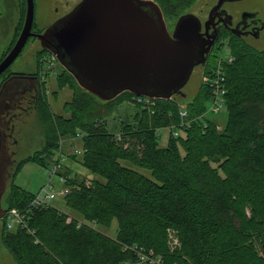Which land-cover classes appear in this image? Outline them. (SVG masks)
Instances as JSON below:
<instances>
[{
  "label": "trees",
  "instance_id": "1",
  "mask_svg": "<svg viewBox=\"0 0 264 264\" xmlns=\"http://www.w3.org/2000/svg\"><path fill=\"white\" fill-rule=\"evenodd\" d=\"M154 1L171 21L189 0ZM24 12L25 1L21 20ZM232 40L233 60L222 65L227 120L220 128L201 117L209 99L204 82L185 109L176 97L133 100L135 109L112 125L108 119L132 93L101 100L62 67L74 93L56 114L42 83L34 109L44 142L26 159L52 163L60 141L76 139L79 150L66 156L102 179L70 176L62 150L67 210L33 207L27 220L34 234L2 222L3 243L17 264H134L150 251V264H264V51ZM222 46L214 45L205 74ZM166 127L163 146L159 129ZM133 167L149 169L152 178ZM33 195L11 182L4 211L27 208ZM114 219L109 236L100 228Z\"/></svg>",
  "mask_w": 264,
  "mask_h": 264
},
{
  "label": "water",
  "instance_id": "2",
  "mask_svg": "<svg viewBox=\"0 0 264 264\" xmlns=\"http://www.w3.org/2000/svg\"><path fill=\"white\" fill-rule=\"evenodd\" d=\"M224 1L241 0H218L215 7ZM25 3L21 32L0 62V72L33 34L34 0ZM200 30L198 17L187 12L176 18L169 31L154 0H80L46 30L52 44L45 47L81 88L101 100L124 91L170 99L183 94L195 66L205 65L206 55L199 60L197 49L203 36ZM214 40L215 35L209 48Z\"/></svg>",
  "mask_w": 264,
  "mask_h": 264
},
{
  "label": "rangeland",
  "instance_id": "3",
  "mask_svg": "<svg viewBox=\"0 0 264 264\" xmlns=\"http://www.w3.org/2000/svg\"><path fill=\"white\" fill-rule=\"evenodd\" d=\"M23 1L25 0H0V26L2 27L0 29V32L6 33L4 42L7 40L8 37H10L9 34L7 33L12 34L13 32V27L16 25L18 21L20 15V6L22 5ZM203 2H204L203 0H194V1L189 0L186 3H182L181 5L182 7L180 8L181 13H183L187 9H190V7L193 6H198V5L204 6L202 4ZM55 5L56 3L54 0H34L33 23H35L38 26H43L47 24L51 19V16L53 14V8ZM225 7L230 11H234L235 9L238 10L258 9L260 14L264 16V0H241V1L228 2L225 4ZM176 18L171 21L170 20L166 21L169 31L172 30ZM232 39L234 38L223 36L219 40V42L223 44V46L220 48V50H218V57L216 58L213 65L210 67V69L212 68L211 70L213 71L216 70L215 67L220 59L227 61V56L234 57L231 52V46H230V42L233 41ZM30 43L31 40L26 44L25 48ZM21 56L14 62L13 64L14 68L30 69L33 72H44V74L45 72H49L44 86V92L47 94V101L49 102L50 107L54 113L56 114L63 113L62 106L66 101L70 100V98L74 93V90L72 89V87H69V84L66 83L67 79L65 77V74H61L63 72L61 70L62 66L58 63L55 57L52 56L50 52L44 56V60H45L44 64L40 67L39 66L37 67L36 62L31 57L32 55H30L28 61L25 60V56H26L25 52ZM60 74L63 77L60 78L59 77ZM202 74H205L204 67L202 65L195 66L187 83L182 88L183 94L176 96V98L180 101L182 105L181 106L182 109H185L184 107L185 104L193 99L196 92L198 91L200 84L204 82L202 78ZM60 79H63V83H64L63 86H58V84H60L59 81H61ZM41 85H42V80H41ZM41 93H43L42 87H41ZM133 100L136 99L133 97L130 100V102H123L122 104H120L117 108L118 110L116 109L117 111H115L114 115L110 117L107 122L110 125H112L116 120H118L119 117L126 115L130 111L132 112L135 109L132 103ZM206 105L207 106L205 112H203L201 117L208 118V120L215 123L218 128L223 127L227 120L226 108L223 106L221 110H217L216 112H212L208 110L210 105L209 99ZM36 114L38 116V113L32 107V109L27 111L26 114H23L22 116L23 122L21 126H18L16 122H13L15 123V127L13 130V138L8 140L4 148V151L2 153L3 179L1 181L2 186L0 187L1 209L6 208L7 206L6 194L9 190V186L11 182L25 191L36 193L39 191L41 186L48 181L49 178L48 169L54 161L51 163L49 160L45 165H41L40 163H37L33 160L26 159V158H30L29 156H32L37 150H39L44 142V136L36 119L37 118ZM183 123L184 122H182V124ZM159 134H160L159 143L160 145L164 146L168 139L169 128L166 127L159 129ZM65 142L66 141L61 140L58 150L55 151L57 153L58 151L61 152L62 150H64L63 155L65 157V160L63 165H65V167L68 170H70L69 175L72 177H76L77 179H85V180L92 179L93 177H99L89 172L77 160H72L67 157L69 154H72L75 151L79 150L80 148L79 142L76 141V139L69 140L68 141L69 143L66 142V145ZM21 162L22 164L19 166L18 169H16ZM62 167L59 170V173H61V170L63 169ZM133 168L142 172L147 177L152 178L149 169L139 168V167H133ZM57 178L59 177L54 176V179L52 180L54 191H57L62 187V184L58 181ZM99 178L102 179L101 177ZM52 204H54L60 209L67 210L64 206L62 197H57L53 199ZM4 220L5 217L4 218L0 217V264H17L2 240L1 227H2V222ZM116 228H117V223L116 220L114 219L112 221L110 228L108 229L100 228V229L109 236H114L116 233ZM174 245H176V243Z\"/></svg>",
  "mask_w": 264,
  "mask_h": 264
},
{
  "label": "flooded vegetation",
  "instance_id": "4",
  "mask_svg": "<svg viewBox=\"0 0 264 264\" xmlns=\"http://www.w3.org/2000/svg\"><path fill=\"white\" fill-rule=\"evenodd\" d=\"M54 1L56 5L53 8L50 21L43 26L32 23L31 32L33 34L28 37L17 57L0 72V187L2 186L1 181L3 179L2 153L8 140L13 138V130L15 127V123L13 122L21 126L23 114H26L32 107L34 108V102L37 96H42L41 80L42 83L45 82L49 74V72H45V74L44 72H33L30 69H17L13 67V64L25 52L26 61L32 55L31 57L36 62L37 67L42 66L45 61L44 56L49 53V50L45 46L52 44L50 42L52 37L49 31L46 32V30L64 14L68 13L80 0ZM203 1L202 4L204 6H193L183 12H191L200 20V32L203 33V36L201 35L202 40L200 45L197 46L200 55L199 60H201L202 54L206 55V64L213 53L214 45L223 36L235 38L254 49L264 51V16L260 14L258 9H235L234 11H230L225 7V4L230 1H224L219 7H215L218 0ZM21 9L22 5L20 6V13ZM24 16L25 12L21 20V15H19L18 21L13 27L12 34L7 33L10 37L5 42L6 33L0 32V62L14 46L21 32ZM208 19L206 28L205 21ZM43 35H46V37L42 38ZM207 35L209 36L207 37ZM214 35L215 40L209 48V44ZM30 40L31 43L25 48ZM208 48L209 50L206 53L205 51Z\"/></svg>",
  "mask_w": 264,
  "mask_h": 264
},
{
  "label": "built area",
  "instance_id": "5",
  "mask_svg": "<svg viewBox=\"0 0 264 264\" xmlns=\"http://www.w3.org/2000/svg\"><path fill=\"white\" fill-rule=\"evenodd\" d=\"M53 56V55H52ZM233 60L232 56H227V61L220 59L218 64L216 65V70L213 71L209 69L208 74H203V81L209 89V101L210 105L208 110L212 112H216L217 110H221V108L225 104V94L226 88L224 84V72L222 69V65L224 63H229ZM138 102L144 101L148 102L150 99L142 96L134 97ZM182 115H185V111L181 112ZM172 135L178 136L179 131L176 128L172 129ZM64 157H62V152L58 151L55 155V160L52 165L48 169V181L41 186L38 192L34 193L29 206L25 209H18L15 207L10 208L5 213V221L6 225L9 229H12L16 225L21 226L22 228H26L28 232L34 234V231L29 227L27 218L29 217V213L31 212L33 207L37 206H48L53 199L57 197H64L69 192V186L66 184L68 176L64 173H59V170L62 167V161ZM54 176L59 178L58 181L62 184V187L54 191L52 180ZM177 243L175 238L171 239L172 246ZM141 259H144L143 255L140 256ZM158 262V259L156 260Z\"/></svg>",
  "mask_w": 264,
  "mask_h": 264
},
{
  "label": "bare ground",
  "instance_id": "6",
  "mask_svg": "<svg viewBox=\"0 0 264 264\" xmlns=\"http://www.w3.org/2000/svg\"><path fill=\"white\" fill-rule=\"evenodd\" d=\"M52 204V202H50V205ZM12 208V207H11ZM3 210V212H2V214L0 215V217L1 218H4L5 217V213H6V211H4V209H2ZM9 210V209H8ZM6 219V218H5ZM4 222H5V224H6V221L4 220ZM7 226V225H6ZM17 226V225H16ZM8 228V227H7ZM14 228V227H13ZM9 229V228H8ZM151 252V254H149V255H143V257H144V259H141V258H139V259H137V260H135L134 261V264H150V262L152 261V259L154 258V252H152V251H150Z\"/></svg>",
  "mask_w": 264,
  "mask_h": 264
},
{
  "label": "crops",
  "instance_id": "7",
  "mask_svg": "<svg viewBox=\"0 0 264 264\" xmlns=\"http://www.w3.org/2000/svg\"><path fill=\"white\" fill-rule=\"evenodd\" d=\"M0 209H1V208H0ZM0 212H1V214H2L3 210L1 209ZM1 214H0V215H1Z\"/></svg>",
  "mask_w": 264,
  "mask_h": 264
}]
</instances>
